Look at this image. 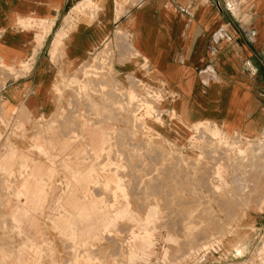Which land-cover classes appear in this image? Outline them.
<instances>
[{
	"label": "rangeland",
	"instance_id": "obj_1",
	"mask_svg": "<svg viewBox=\"0 0 264 264\" xmlns=\"http://www.w3.org/2000/svg\"><path fill=\"white\" fill-rule=\"evenodd\" d=\"M100 65L63 84L53 117L0 116V264H264V181L261 194L243 187L258 172L264 130L158 122L159 94L119 76L109 46ZM103 77L113 95L125 101L133 87L153 110L130 95L121 115L131 123L106 119ZM130 127L143 146L108 139Z\"/></svg>",
	"mask_w": 264,
	"mask_h": 264
},
{
	"label": "crops",
	"instance_id": "obj_2",
	"mask_svg": "<svg viewBox=\"0 0 264 264\" xmlns=\"http://www.w3.org/2000/svg\"><path fill=\"white\" fill-rule=\"evenodd\" d=\"M106 46L119 76L159 94L158 122L249 137L264 130V0H0V116L53 117L72 75L82 66L101 73ZM93 58L99 64L89 65ZM79 82L71 83L85 90ZM99 87L108 120L131 123L121 115L130 95L153 110L133 87L125 101L104 77ZM131 128L108 139L143 146Z\"/></svg>",
	"mask_w": 264,
	"mask_h": 264
},
{
	"label": "bare ground",
	"instance_id": "obj_3",
	"mask_svg": "<svg viewBox=\"0 0 264 264\" xmlns=\"http://www.w3.org/2000/svg\"><path fill=\"white\" fill-rule=\"evenodd\" d=\"M97 69V68H96ZM86 72V71H85ZM97 74V73H96ZM73 83V82H72ZM80 86V85H79ZM131 97V96H130ZM130 104V103H129ZM123 108V107H122ZM145 108H146V106H145ZM149 109V108H148ZM150 110V109H149ZM140 124V123H139ZM136 127H137V125H136ZM126 137H127V135H126ZM12 142V141H11ZM264 144V143H263ZM134 146V145H133ZM257 148V147H256ZM259 150V149H258ZM260 152V151H259ZM105 155V154H104ZM127 155V154H126ZM260 155V157H259V165L258 166H256V168H257V170H258V172H257V174H255L254 176V178H250V177H252L251 175H250V177H245L246 179L244 180V178H243V181H244V188H245V190H246V192L247 193H251V192H253V193H255V190L257 191V193L259 194L260 192L258 191L260 188H261V184H260V182L262 181H264V149H263V151L259 154ZM31 158V157H30ZM97 160V159H96ZM254 161V160H253ZM137 162V161H136ZM140 162V161H139ZM138 162V163H139ZM236 162V161H235ZM252 162V161H251ZM193 163V162H192ZM238 164V163H237ZM249 165V164H248ZM112 169V168H111ZM167 169V168H166ZM168 170V169H167ZM244 172V171H243ZM249 172H251V171H248V174H249ZM170 174H171V172H170ZM253 175V174H252ZM135 177V176H134ZM244 177V176H243ZM119 178V177H118ZM137 179V178H136ZM242 180V179H241ZM261 180V181H260ZM157 182V181H156ZM141 183V182H140ZM173 183V182H172ZM242 183V182H241ZM134 184V183H133ZM263 184V183H262ZM156 185H157V183H156ZM243 185V184H242ZM264 185V184H263ZM120 186V185H119ZM124 186V185H123ZM159 186V185H158ZM264 187V186H263ZM100 188V187H99ZM143 188H144V186H143ZM157 188V187H156ZM172 189V188H171ZM243 189V188H242ZM238 190V189H237ZM167 192V191H166ZM236 192V191H235ZM246 192H244V193H246ZM167 194V193H166ZM242 194V193H241ZM261 194V193H260ZM168 196V195H167ZM244 196V195H243ZM172 198H175V197H172ZM168 199V198H167ZM163 200H164V198H163ZM179 200V199H178ZM180 201V200H179ZM167 202H171L170 201V199H169V201H167ZM174 203L175 204H178V202H176V201H174ZM223 203V202H222ZM221 202H220V204H222ZM174 204V205H175ZM224 204V203H223ZM168 205H169V207H170V205H171V203L169 204L168 203ZM189 208V207H188ZM192 208V207H191ZM187 209V208H186ZM183 211V210H182ZM191 211V210H190ZM176 218V217H175ZM198 219V218H197ZM179 219H178V217H177V221H178ZM181 220V219H180ZM186 220V219H185ZM165 221H168V218H167V220L165 219ZM175 221H176V219H175ZM7 224V223H6ZM172 224V223H171ZM173 224H174V222H173ZM201 225V224H200ZM205 225H207V224H205ZM204 225V226H205ZM213 225V224H212ZM196 226H197V224H196ZM208 226V225H207ZM215 226V225H214ZM6 227V226H5ZM138 227V226H137ZM173 227V226H172ZM200 228V227H199ZM207 228V227H206ZM140 230H141V228H140ZM203 231V230H202ZM202 234H203V232L201 233V236H202ZM206 235V234H205ZM196 236V235H195ZM110 238H111V236H110ZM187 239V238H186ZM201 240H203V238L201 239ZM110 241V240H109ZM192 241H193V239H192ZM195 241H196V239H195ZM194 242V241H193ZM197 242V241H196ZM113 243V242H112ZM185 243V242H184ZM187 243V242H186ZM198 243V242H197ZM110 244V243H109ZM198 245H199V243H198ZM108 247V246H107ZM112 247V246H111ZM189 247V246H188ZM192 247V246H191ZM117 248V247H116ZM187 248V247H186ZM194 248V247H193ZM111 250V249H110ZM112 251V250H111ZM115 251H116V249H115ZM110 254V253H109Z\"/></svg>",
	"mask_w": 264,
	"mask_h": 264
}]
</instances>
